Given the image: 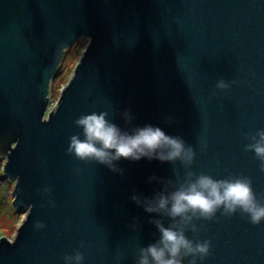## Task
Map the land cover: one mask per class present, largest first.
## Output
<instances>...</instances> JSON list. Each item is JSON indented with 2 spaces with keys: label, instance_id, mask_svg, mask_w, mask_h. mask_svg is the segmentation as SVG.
Segmentation results:
<instances>
[{
  "label": "water",
  "instance_id": "water-1",
  "mask_svg": "<svg viewBox=\"0 0 264 264\" xmlns=\"http://www.w3.org/2000/svg\"><path fill=\"white\" fill-rule=\"evenodd\" d=\"M80 37L88 44L47 112L51 78ZM220 79L230 87L217 89ZM126 109L132 125L159 126L191 145L193 164L122 158L121 174L67 153L72 135L83 138L79 116L107 111L130 129ZM259 128L264 0H0L2 174L14 185L12 208L25 212L14 237L0 238V264H65L75 250L81 264H134L139 247L159 238L150 218L166 226L169 218L144 211L132 194L171 192L189 170L248 176L264 202V171L244 150ZM192 223L199 231L189 238L211 241L197 264H264V221L217 212Z\"/></svg>",
  "mask_w": 264,
  "mask_h": 264
},
{
  "label": "clouds",
  "instance_id": "clouds-1",
  "mask_svg": "<svg viewBox=\"0 0 264 264\" xmlns=\"http://www.w3.org/2000/svg\"><path fill=\"white\" fill-rule=\"evenodd\" d=\"M231 83H236L232 81ZM230 84L223 79L216 83L217 89H228ZM107 111L82 114L74 124L82 129L81 134L70 137L67 153L85 163L97 162L113 172L123 173L117 161L141 158L161 162L179 161L185 167L193 164L196 152L180 136L167 134L161 127L146 124L132 125L134 117L130 109L124 111V120L130 129H122L108 118ZM168 122V121H167ZM252 141L244 146L260 161L264 171V128L250 135ZM188 179L171 192H161L152 197L133 193L131 199L144 211L169 218L166 226L162 219L150 218L159 232V238L147 246L139 247L134 264H197L203 261L211 248L210 240L189 238L187 233H198L193 219L212 220L217 212L224 216L236 213L247 216L249 222L258 225L264 221V202L258 199L252 187V179L243 174L230 178H215L205 173L189 170ZM194 177V178H193ZM150 179H157L151 177ZM38 227H43L38 224ZM136 224L131 225L135 227ZM81 242V247H83ZM84 254L75 250L65 254V264H81Z\"/></svg>",
  "mask_w": 264,
  "mask_h": 264
},
{
  "label": "rangeland",
  "instance_id": "rangeland-1",
  "mask_svg": "<svg viewBox=\"0 0 264 264\" xmlns=\"http://www.w3.org/2000/svg\"><path fill=\"white\" fill-rule=\"evenodd\" d=\"M87 39L80 37L77 38L63 53V58L60 61L59 67V75L56 78L57 81L55 83L54 88L49 89V98H48V106L47 112L54 110L58 104V98L61 93V89L68 83L70 76L74 70V66L77 64L79 57L81 56V52L87 45ZM2 162L4 164L5 158L2 157ZM3 167V165H2ZM2 170V169H1ZM2 172V171H1ZM7 180V179H6ZM11 185L10 192L8 194V199L6 201V205L4 207V211L0 213V238L6 237L11 240L16 234V228L23 221L25 216V212L17 211L11 206L12 196L11 191L13 188V183L9 182Z\"/></svg>",
  "mask_w": 264,
  "mask_h": 264
},
{
  "label": "trees",
  "instance_id": "trees-1",
  "mask_svg": "<svg viewBox=\"0 0 264 264\" xmlns=\"http://www.w3.org/2000/svg\"><path fill=\"white\" fill-rule=\"evenodd\" d=\"M59 65V64H58ZM59 67L57 66L56 68V71L54 73V75L52 76V80L50 82V85H49V89H52L54 88L55 86V83L57 81V77L59 75ZM2 158L0 157V213L4 211V207L6 205V201L8 199V194L10 192V187L11 185L9 184L10 181L6 180V178L4 177V175L2 174V165H3V162H2Z\"/></svg>",
  "mask_w": 264,
  "mask_h": 264
}]
</instances>
